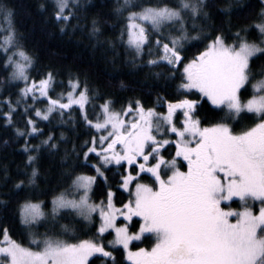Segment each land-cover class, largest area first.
Wrapping results in <instances>:
<instances>
[{"label": "snow or ice", "instance_id": "1", "mask_svg": "<svg viewBox=\"0 0 264 264\" xmlns=\"http://www.w3.org/2000/svg\"><path fill=\"white\" fill-rule=\"evenodd\" d=\"M206 6L207 0H117L114 15L123 21L120 40L133 53L131 62L140 61V66L150 68L166 65L171 69L166 80H175L179 71L181 82L177 89H195L200 95V100L185 96L175 101L158 96L156 106L167 107L166 113H159L138 99L120 111L113 110L115 101L111 99L93 103L103 98L90 95L87 82L78 77L70 79L68 90L56 93L54 98L51 93L57 81L53 73L49 71L39 80L30 76L33 58L20 44L12 10L0 4V70L11 69L9 80L24 84L15 102L10 98L0 100L8 108L7 112L0 110V119L11 126L23 103L25 129L15 131L18 137L26 138L23 151L35 153L27 155L26 168L31 172L21 173L24 179L14 185L15 189L23 190L26 182L35 185L40 169L34 165L41 152L59 151L56 137L51 134L39 145L28 143L27 137L42 135L29 113L34 110L35 116L44 121L58 115L61 123H67L64 117L74 122L75 110L84 125L104 134L84 141L82 161L75 145L70 152L65 150L60 162L68 165L62 175L70 183L52 195L50 214L56 216L61 210H69L85 221L97 214L100 222L96 235L102 238L109 230L115 233L114 239L108 241V247L113 248L109 251L96 239L69 242L37 233L29 234L33 247H25L12 239L7 228H2L0 264H91L94 254H102L106 262L116 264L114 252L120 249L115 246H122L132 264H264V66L255 71L252 66L254 59L264 56V8L247 26L228 35L215 34L202 51L184 63L185 45L211 35L197 23L207 19ZM78 8L77 0H53V16L58 22L69 23ZM231 11L230 7L221 9L225 15ZM92 25L93 35L98 34L97 21L93 20ZM252 31L258 32V42L249 41L248 33ZM228 38L231 43H226ZM250 83L252 94L242 99V91L247 92ZM204 100L223 115L216 123L202 127L196 110ZM42 101H46L45 108L35 107ZM89 107L100 110L94 113L95 121L89 118ZM177 110L183 114L181 127L174 120ZM242 115L250 116L254 122L234 132L227 121L238 122ZM157 134H174L177 139L161 140ZM172 143L176 152L169 160L162 150ZM93 155L96 162L89 163ZM73 156L75 162H71ZM181 157L187 164L186 171L177 165ZM121 162H126L129 169H138L135 174L127 170L121 176L120 187L128 190L131 197L128 202L116 207L110 188L106 200L90 202L97 178L106 181L104 170L110 165L123 167ZM82 167L91 168L95 175L78 172ZM142 173L151 174V184L137 182ZM133 183L134 191L130 188ZM233 197L245 203L258 201L260 208L254 212L250 207L237 210L221 206ZM0 207H7V202L0 201ZM44 209V201L24 200L17 205L20 223L32 228L46 216ZM134 216L140 217L142 223L138 232L130 233L129 222ZM118 217L124 218L123 225H118ZM144 233L154 234L155 244L150 250L132 251L130 243Z\"/></svg>", "mask_w": 264, "mask_h": 264}, {"label": "trees", "instance_id": "2", "mask_svg": "<svg viewBox=\"0 0 264 264\" xmlns=\"http://www.w3.org/2000/svg\"><path fill=\"white\" fill-rule=\"evenodd\" d=\"M79 8L76 9L75 17L69 22L56 21L53 16V0H0V4L10 8L13 12L12 22L20 44L33 58V67L30 76L36 80L51 71L57 81L55 92L51 95L55 98L56 93L67 91V84L70 79L77 77L82 82H87L92 90L90 95H98L103 99L95 100L93 103H103L104 99L115 101L113 110L120 111L127 107L130 101L140 100L144 106L155 107L159 111H167L166 104L163 107L156 106V98L163 97L165 101L179 100L187 96L188 99L200 100V95L196 90H178L177 85L181 82L180 72H176L175 80H166L165 76L171 71L166 65L150 68L140 66V61L135 64L131 62L133 53L127 49L120 40V31L123 24L121 18L114 15L117 0H77ZM122 3L123 0H120ZM155 2V0H153ZM247 5V7H245ZM231 8L232 11L225 15L221 9ZM264 8L261 0H207L204 11L208 13L207 19L197 21L204 26V32L211 33L207 39L202 41H189L185 48L187 51L182 53L186 56L184 63L192 59L213 36L217 33L228 35L237 29L247 26L254 19L257 13ZM97 21L100 29L98 34L92 33V21ZM63 29V31L61 30ZM190 35H196L190 32ZM250 42H258L260 37L258 32L248 33ZM127 40V36L124 37ZM231 38L226 43H231ZM145 60L148 57H144ZM260 60V62H259ZM263 60V61H262ZM253 70L264 66V56L252 61ZM183 64L180 65L182 70ZM8 72L0 70V100L10 98L15 102L19 97V89L24 87L22 81H10ZM162 72L164 75L156 77L154 73ZM63 82L62 84L59 82ZM255 82V81H252ZM251 92V83L248 91H242V99H247ZM31 99L28 104H31ZM37 108H45L46 101L35 105ZM75 107V106H74ZM133 107L135 104L133 103ZM215 106L206 100L201 101V105L196 110V116L201 120V126H209L216 123L223 115L222 112L215 111ZM0 110L7 112L8 108L0 104ZM23 103L20 110L14 115V123L7 126L3 119H0V201L7 202V207H0V229L7 228L12 239L22 243L26 247H33L30 244V233L47 234L48 236L66 238L69 242L83 239L96 238V228L99 226V217L92 216V222L87 223L74 211L62 210L56 216L49 214L48 217L41 219L37 225L28 228L20 223L17 212V205L26 199L34 202L44 201L45 211L51 213V198L54 193H58L62 188H66L70 183L69 178L62 175L63 170L68 165L61 164V157L65 150L69 152L76 146V151L81 152L80 160H83L82 149L84 141L90 140L93 136H98L95 129L88 128L80 121L79 113L72 112L74 122L64 117L67 123H61L58 115H53L50 121H44L35 116L34 110L29 113L36 120L37 128L42 135L35 134L27 137L30 145H39L42 140L50 134L56 137L54 141L59 145V151L50 153L47 150L41 152L40 158L35 163V167L40 169V175L35 185L25 183L23 190L15 189L14 185L24 176L21 173L31 172L26 168L27 155L35 153H25L23 146L25 137H18L15 129H25V117L21 114ZM89 118L96 120V115L100 110L89 107ZM102 119V117H101ZM231 123V120L227 121ZM61 133L64 139L61 140ZM103 134V133H102ZM171 147V146H170ZM86 150V149H83ZM169 155V154H168ZM76 157H72L71 162H75ZM96 157L93 155L89 163H95ZM128 169L126 164L123 167L109 166L104 170V178L98 177L91 193V200L99 203L106 200L109 188L114 195L115 204L122 206L131 198L129 192L120 187L121 176L126 174ZM77 171L95 175V172L88 167H82ZM141 179L152 183L148 174H142ZM234 205L239 202H232ZM231 203V204H232ZM140 225L138 218L133 219L131 230L137 231ZM63 226L66 228H63ZM65 232L67 234H65ZM112 232L105 234L102 239L109 241ZM43 238V237H41ZM0 239H3L0 235ZM154 244L153 238L146 235L140 243L134 242L133 249L139 245L150 246ZM119 248V247H118ZM115 251L116 264H130L125 259V254L121 248ZM113 248H110L112 251ZM104 258L101 255L92 258L91 264H101ZM102 264H111L105 261Z\"/></svg>", "mask_w": 264, "mask_h": 264}, {"label": "rangeland", "instance_id": "3", "mask_svg": "<svg viewBox=\"0 0 264 264\" xmlns=\"http://www.w3.org/2000/svg\"><path fill=\"white\" fill-rule=\"evenodd\" d=\"M193 90H195V89H193ZM197 91V90H196ZM157 112H159V113H166V111H159V110H156ZM128 119H130V117H128ZM174 120H175V122H176V125H177V127H181L182 126V120H183V114H182V110H177V112H176V114H175V116H174ZM254 121H253V119L250 117V116H247V115H242L240 118H239V120H238V122H236V121H231V123H229L232 127H233V131L234 132H240V131H242V130H244L246 127H248V126H250L252 123H253ZM102 134V133H101ZM104 134V133H103ZM157 138L158 139H161V140H163V139H169L170 141H175L176 139H177V137L174 135V134H171V135H161V134H157ZM171 146V147H170ZM119 150V149H118ZM175 152H176V147H175V143H172L171 145H166L165 146V150H162V154L167 158V159H171L174 155H175ZM169 154V155H168ZM142 162V161H141ZM155 161H152V163H154ZM122 164H126V166L128 167V169H129V166L127 165V163L126 162H121ZM177 165L181 168V170L182 171H186L187 170V164H186V162L185 161H183V158L181 157V158H178L177 159ZM110 166H115V165H110ZM138 169H136V171H137ZM133 174H135V173H133ZM142 174H146V173H142ZM141 174V175H142ZM162 175H165V173L162 171V173H161ZM168 174H170V173H168ZM149 176H151V174H148ZM137 182H139V183H148V182H146V181H144V180H142V179H140L139 181H137ZM148 184H151V183H148ZM130 188L134 191V189H135V184L133 183L131 186H130ZM125 190V189H124ZM126 192H128V190H125ZM92 193V192H91ZM91 193H90V196H91ZM232 201H234V202H239V204H233L232 203ZM90 202H93L92 200L90 201ZM94 203V202H93ZM114 203H115V200H114ZM230 203H232V204H230ZM116 205V204H115ZM222 207H224V208H232V209H237V210H243V208L244 207H250V208H252L253 209V211L254 212H258V210H259V208H260V204H259V202L258 201H252V200H249V201H247L246 203L245 202H242L238 197H233V199L231 200V201H225V202H223L222 203V205H221ZM116 207H121L120 205L119 206H117L116 205ZM45 210V209H44ZM62 211V210H61ZM45 213H46V216L45 217H48L49 216V214H50V212L49 213H47L46 211H45ZM98 216L97 214H94L93 216ZM44 217V218H45ZM135 218H138L139 220H140V223H142V220H141V218L140 217H133V219H135ZM43 219V218H42ZM133 219H132V221H133ZM84 220V219H83ZM132 221L131 222H129V232L130 233H135V231L133 230H131V225H132ZM87 223H90V222H92V220L90 219V220H88V221H86ZM100 222V221H99ZM117 223H118V225H123L124 223H125V220H124V218L123 217H118V220H117ZM63 228H65L64 226H63ZM139 231V228L137 229V231L136 232H138ZM110 232H112L111 230H109V232H107V233H105V234H108V233H110ZM104 234V235H105ZM112 238H111V240H113L114 239V236H115V233L114 232H112ZM103 235V236H104ZM146 235H150L152 238H153V242H154V244H155V242H156V238H155V235L154 234H152V233H144L142 236H141V238L139 239V240H133L131 243H130V245H129V247H130V249L132 250V251H135V250H137V249H133L132 248V244L134 243V242H138V243H140L141 241H142V239L146 236ZM59 239H63V240H67L66 238H63V237H58ZM91 239H96L98 242H103L104 243V245L106 246V250H109L110 251V248L111 247H108V241H104V239H102L101 237H98V236H96V238H91ZM111 240H109V241H111ZM72 242H75V241H72ZM154 244H152V245H150V246H145V245H139V248H146V249H151L152 248V246L154 245ZM26 247V246H25ZM41 247H42V245H41ZM115 247H119V248H121L122 249V246H115ZM34 250H38V249H34ZM125 254V259H126V253H124ZM98 255H101L102 256V254H94V256L93 257H90V260L92 259V258H94L95 256H98ZM103 257V256H102ZM104 258V257H103ZM127 260V259H126ZM106 260H105V258L102 260V262H101V264L102 263H104ZM128 261V260H127ZM129 263H131L132 264V262L131 261H128Z\"/></svg>", "mask_w": 264, "mask_h": 264}, {"label": "bare ground", "instance_id": "4", "mask_svg": "<svg viewBox=\"0 0 264 264\" xmlns=\"http://www.w3.org/2000/svg\"><path fill=\"white\" fill-rule=\"evenodd\" d=\"M263 61V60H262ZM259 62H260V60H259Z\"/></svg>", "mask_w": 264, "mask_h": 264}]
</instances>
